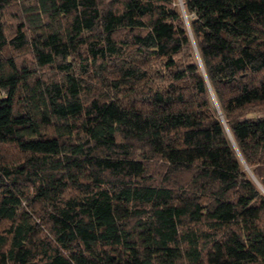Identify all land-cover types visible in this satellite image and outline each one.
Here are the masks:
<instances>
[{
	"label": "trees",
	"instance_id": "1",
	"mask_svg": "<svg viewBox=\"0 0 264 264\" xmlns=\"http://www.w3.org/2000/svg\"><path fill=\"white\" fill-rule=\"evenodd\" d=\"M0 0V264H264V0Z\"/></svg>",
	"mask_w": 264,
	"mask_h": 264
},
{
	"label": "rangeland",
	"instance_id": "2",
	"mask_svg": "<svg viewBox=\"0 0 264 264\" xmlns=\"http://www.w3.org/2000/svg\"><path fill=\"white\" fill-rule=\"evenodd\" d=\"M179 4H181V0H180Z\"/></svg>",
	"mask_w": 264,
	"mask_h": 264
},
{
	"label": "water",
	"instance_id": "3",
	"mask_svg": "<svg viewBox=\"0 0 264 264\" xmlns=\"http://www.w3.org/2000/svg\"><path fill=\"white\" fill-rule=\"evenodd\" d=\"M181 7H182V4H181Z\"/></svg>",
	"mask_w": 264,
	"mask_h": 264
}]
</instances>
